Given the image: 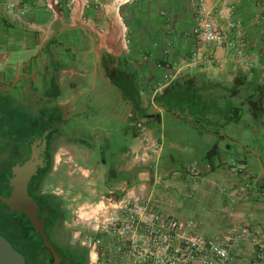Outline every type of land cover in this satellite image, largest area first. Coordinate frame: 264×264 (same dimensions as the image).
<instances>
[{
    "label": "crops",
    "instance_id": "obj_1",
    "mask_svg": "<svg viewBox=\"0 0 264 264\" xmlns=\"http://www.w3.org/2000/svg\"><path fill=\"white\" fill-rule=\"evenodd\" d=\"M226 1L241 22L240 34L254 56L251 64L241 67L229 53L219 52V62L181 68L169 85L158 89L167 72L158 65L180 67L193 49L195 21L190 0H132L120 7L118 16L109 6L91 5L73 17L60 8L54 18L37 0H0V95H9L17 82L24 88L38 84L37 76L42 75L43 86L50 83L56 89L47 104H52L53 112L65 123L77 109L90 105L85 88L90 84L97 90L103 122L96 137L110 149L100 157L110 164V172L94 168L99 172L97 189L118 195L140 190L160 211L168 210L166 190L179 182L167 178L170 172L181 176L176 162L191 150L196 159L202 156L208 161L195 162L197 172L205 176L198 184L225 193V215L213 220L214 226L194 220L198 231L211 236L231 227H247L264 245V20L254 24L255 15H264V6L258 4L264 0ZM9 3H17V10H5ZM220 26L226 30L222 21ZM59 45L82 57L76 61L68 56L63 61ZM204 51L210 54L213 48L207 45ZM28 53L36 65L32 74L30 64L28 73L25 69L19 73L13 62V67H7ZM56 127L51 123L53 143L61 137ZM146 139L159 147L157 163L163 186L157 190L151 183L133 185L125 180L128 177L123 178L133 165L131 153ZM65 143L64 151L70 154V145H89L66 139ZM92 151L95 155L93 147ZM91 171L83 169L84 176ZM145 175L137 172L140 181ZM243 250L246 262L252 248L247 245Z\"/></svg>",
    "mask_w": 264,
    "mask_h": 264
},
{
    "label": "built area",
    "instance_id": "obj_2",
    "mask_svg": "<svg viewBox=\"0 0 264 264\" xmlns=\"http://www.w3.org/2000/svg\"><path fill=\"white\" fill-rule=\"evenodd\" d=\"M37 1L54 18L57 9L64 8L73 17L82 15L91 5L109 6L118 16L120 7L132 0ZM214 1L221 2L220 6L210 5L207 0H190L195 21L191 33L193 49L180 67L158 65L167 69L158 89L169 85L181 68L219 62L216 57L219 52L229 53L241 67H247L254 60L253 54L247 51V39L240 34L242 25L234 18L232 7L226 0ZM258 4L264 6V1ZM4 8L16 11L18 5L9 3ZM263 20L264 15H255L254 24ZM220 21L226 30L221 28ZM207 45L213 48L210 54L204 51ZM158 151V145L146 139L133 150L131 157L137 164H144L156 157ZM117 196L111 192L96 204L92 223L98 237L82 243L88 249V264H264V245L247 227H231L224 233L204 236L195 222L163 214L157 203L140 190L122 191ZM247 245L252 248V256L245 262L243 248Z\"/></svg>",
    "mask_w": 264,
    "mask_h": 264
},
{
    "label": "rangeland",
    "instance_id": "obj_3",
    "mask_svg": "<svg viewBox=\"0 0 264 264\" xmlns=\"http://www.w3.org/2000/svg\"><path fill=\"white\" fill-rule=\"evenodd\" d=\"M69 50L70 52H67L64 46L59 45V51L61 53L59 58L67 61L68 56H73L77 61L78 58L82 57V54L78 51ZM31 56V53H28L17 60L11 59L12 61L7 67H13L14 63L15 67H18L19 73L24 69L28 73L29 68L26 67L30 64L29 71L32 74L31 71L35 70L36 65L34 61L32 62L30 60ZM22 63H25V66ZM48 67L56 68L51 67V65H48ZM88 72H91V70H88ZM41 76H37L40 83L27 86V88L23 87L22 82H17L9 95L1 97L0 101H3L4 104L0 107V117L5 121L8 117L10 120L16 122L18 114L13 113V111L18 110L21 113H25L29 118H48L49 120L52 118V122L50 120L49 124L52 123L57 126L56 129L61 137L53 143L52 165L49 175L42 184L41 192L50 198L52 197V205L57 208L61 215V218L57 219V223L53 228L55 238L73 247L83 248L88 252V249L82 243L88 241L89 238L93 239L98 237L92 223L96 215V204L103 198L109 196L108 192L95 187V184L99 183V172L96 169L94 170V168H102L110 172V164L107 161L102 162L100 159L101 153H109L108 151L110 149L108 150L96 137L101 132L98 126L103 123L100 120V105L98 103V94H96L97 90L90 86V84H87L85 88L88 91L86 94L90 95L88 96L90 105L77 109L74 114L70 115V119L64 123L59 119L60 116L58 113L53 112L52 108L54 107L52 104H47V99L53 96L52 94H54L56 89L49 85L50 83H48V87L43 86V83L44 85L46 83L43 82L44 76ZM18 77L21 78L22 74ZM190 138V135H187V139ZM65 139L85 142L87 144L89 143V145L86 144L87 147H83L82 145H76L74 147V145H70L73 149L72 154H70L64 151V148H68V143H65ZM91 146L95 150V155L92 153ZM186 148L190 149V145L186 146ZM79 149L82 150L80 151ZM87 152L91 156L89 154L85 155ZM188 153L185 154L184 158L178 159L176 162L178 175L180 174L181 176H175L173 175L174 172H170V176L167 178V180L173 181V183L179 182L172 184L169 190L165 189L169 196V199L165 202L173 208L169 207L168 210L163 209L161 212L165 215L171 214L173 217L185 221H209L214 226L212 221L219 220L225 215L222 207L225 193H222L219 188L212 191L205 188V184H198V182H202L205 176H201L197 172L199 170L197 165L207 163L208 161L202 156V159H196V157L190 155L191 150H188ZM86 157L88 160H85ZM157 157L158 154L144 164H137L130 158L133 165L131 164L128 168L129 175L123 178L128 177L125 179L128 181V184L131 181L133 185L137 184V182L151 183L155 187V190L160 189L163 186L161 185L163 179L160 174L163 173L159 170L160 161H158L159 159ZM195 162H197V165ZM85 167L93 168V171L88 174V177L84 176L83 173V169H86ZM108 171L106 172L107 176L110 174ZM139 171L146 173L141 181L137 177V172ZM218 185L219 187L223 186L221 181H219ZM94 189L97 190L95 191ZM118 193L120 192H114V195L117 196ZM211 234L214 233L211 232Z\"/></svg>",
    "mask_w": 264,
    "mask_h": 264
},
{
    "label": "flooded vegetation",
    "instance_id": "obj_4",
    "mask_svg": "<svg viewBox=\"0 0 264 264\" xmlns=\"http://www.w3.org/2000/svg\"><path fill=\"white\" fill-rule=\"evenodd\" d=\"M3 97L0 95V98ZM0 101V107L3 105ZM18 114L16 122L7 117L5 121L0 117V198H9L13 188L12 180L16 177L14 169L22 168L30 160L33 167L28 172L26 190L32 209L37 210L38 205L45 203L51 206L52 197L41 192L42 184L49 175L53 156V129L47 118H29L25 113L13 111ZM0 206H5L7 212L17 216L19 222L25 227H32L33 238L41 237L34 232L28 217L21 209L10 211L6 204L0 200ZM42 217L43 226L49 220L50 224L44 226V230L61 257V264H88L87 252L83 248H76L66 242L59 241L53 233L52 216ZM47 220L44 222V220ZM28 222L29 225L26 223ZM42 241V239H41ZM43 244V242H42ZM40 264H54V258L47 249L41 250Z\"/></svg>",
    "mask_w": 264,
    "mask_h": 264
},
{
    "label": "water",
    "instance_id": "obj_5",
    "mask_svg": "<svg viewBox=\"0 0 264 264\" xmlns=\"http://www.w3.org/2000/svg\"><path fill=\"white\" fill-rule=\"evenodd\" d=\"M33 162L30 160L22 168L14 169L16 177L12 180L13 191L9 198H0L10 211L21 209L28 217L34 232L38 233L42 239L43 245L49 250L54 258V264H61V257L55 247L51 244L43 226L42 217L37 210L32 209L27 196L26 182L27 174L32 170ZM0 264H25L24 258L16 252L11 245L0 236Z\"/></svg>",
    "mask_w": 264,
    "mask_h": 264
},
{
    "label": "trees",
    "instance_id": "obj_6",
    "mask_svg": "<svg viewBox=\"0 0 264 264\" xmlns=\"http://www.w3.org/2000/svg\"><path fill=\"white\" fill-rule=\"evenodd\" d=\"M37 213L45 218L48 215L52 216L53 228L57 223V219L61 218L59 211L52 204L51 206L47 203L38 205ZM46 221L47 220L45 219L44 222ZM26 224L29 225L28 222ZM47 224H50L49 220L44 226ZM0 236L3 237L11 247L24 258L25 264H40V251L44 250L47 252L41 239L39 237L33 238L32 227H25L22 225L17 216L7 212L5 206H0Z\"/></svg>",
    "mask_w": 264,
    "mask_h": 264
}]
</instances>
